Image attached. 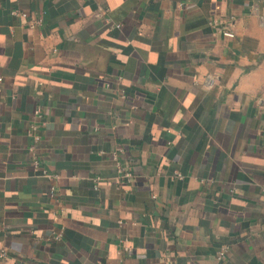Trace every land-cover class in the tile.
<instances>
[{
    "label": "crops",
    "instance_id": "crops-1",
    "mask_svg": "<svg viewBox=\"0 0 264 264\" xmlns=\"http://www.w3.org/2000/svg\"><path fill=\"white\" fill-rule=\"evenodd\" d=\"M2 250L264 264V0H0Z\"/></svg>",
    "mask_w": 264,
    "mask_h": 264
},
{
    "label": "built area",
    "instance_id": "built-area-1",
    "mask_svg": "<svg viewBox=\"0 0 264 264\" xmlns=\"http://www.w3.org/2000/svg\"><path fill=\"white\" fill-rule=\"evenodd\" d=\"M19 14V12L17 11V10H13L12 11V15H18ZM20 15L22 16V17H25L26 16V14L25 13H20ZM35 23H37V24H41L42 23V19L41 18H39V19H37L35 22H33L32 24H31V26H33ZM223 33V35L224 36H226V37H229V38H233L235 35H234V33L233 32H230V31H224V32H222ZM40 110H36L35 111V116H38V115H40ZM37 128V125H34L33 127H32V129H36ZM36 139L38 140L39 138L38 137H36ZM36 140V141H37ZM32 165H33V167H34V169L35 170H39V168H40V163H39V160H38V158L36 157V156H33V159H32ZM177 177L178 178H182V175L179 173V172H177ZM44 176H46V177H50V178H52L53 176L52 175H49V174H47L46 172L44 173ZM126 176H130V174H126ZM55 187H52L51 188V194L53 195L54 193H55ZM61 237H62V233L61 232H58L55 236H54V239L55 240H60L61 239ZM227 253H228V250H227V248H224V249H222L220 252H219V254H218V258L219 259H224L226 256H227ZM6 256V250H2L1 251V253H0V257H5Z\"/></svg>",
    "mask_w": 264,
    "mask_h": 264
}]
</instances>
